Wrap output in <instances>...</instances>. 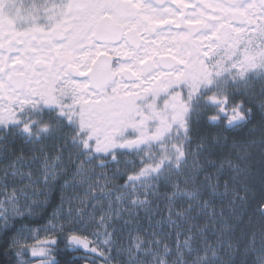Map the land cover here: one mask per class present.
Here are the masks:
<instances>
[{
	"label": "snow or ice",
	"instance_id": "obj_1",
	"mask_svg": "<svg viewBox=\"0 0 264 264\" xmlns=\"http://www.w3.org/2000/svg\"><path fill=\"white\" fill-rule=\"evenodd\" d=\"M0 264H264V0H0Z\"/></svg>",
	"mask_w": 264,
	"mask_h": 264
}]
</instances>
